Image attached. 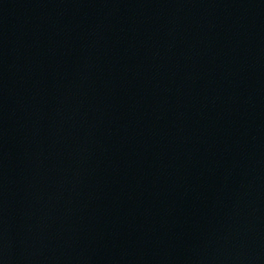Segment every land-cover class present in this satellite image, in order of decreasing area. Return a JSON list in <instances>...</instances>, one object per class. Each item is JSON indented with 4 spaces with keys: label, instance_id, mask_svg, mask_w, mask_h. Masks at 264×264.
Wrapping results in <instances>:
<instances>
[{
    "label": "water",
    "instance_id": "95a60500",
    "mask_svg": "<svg viewBox=\"0 0 264 264\" xmlns=\"http://www.w3.org/2000/svg\"><path fill=\"white\" fill-rule=\"evenodd\" d=\"M0 264H264V0H0Z\"/></svg>",
    "mask_w": 264,
    "mask_h": 264
}]
</instances>
